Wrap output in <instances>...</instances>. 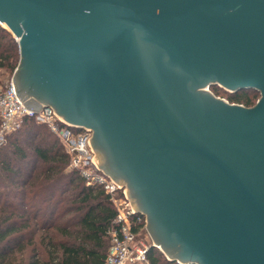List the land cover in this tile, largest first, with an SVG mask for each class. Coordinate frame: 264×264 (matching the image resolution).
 Masks as SVG:
<instances>
[{
	"label": "water",
	"instance_id": "95a60500",
	"mask_svg": "<svg viewBox=\"0 0 264 264\" xmlns=\"http://www.w3.org/2000/svg\"><path fill=\"white\" fill-rule=\"evenodd\" d=\"M18 98L93 132L180 264H264V0H0ZM255 89L252 107L210 88Z\"/></svg>",
	"mask_w": 264,
	"mask_h": 264
},
{
	"label": "trees",
	"instance_id": "16d2710c",
	"mask_svg": "<svg viewBox=\"0 0 264 264\" xmlns=\"http://www.w3.org/2000/svg\"><path fill=\"white\" fill-rule=\"evenodd\" d=\"M19 61L17 40L0 25V75H13ZM5 86L0 79V91ZM260 97L255 89L227 96L246 107ZM6 139L0 147V264H105L117 214L109 196L69 168V155L46 125L26 117ZM132 221L140 232L144 215ZM148 259L180 264L152 246Z\"/></svg>",
	"mask_w": 264,
	"mask_h": 264
},
{
	"label": "built area",
	"instance_id": "2783aa9c",
	"mask_svg": "<svg viewBox=\"0 0 264 264\" xmlns=\"http://www.w3.org/2000/svg\"><path fill=\"white\" fill-rule=\"evenodd\" d=\"M26 117L46 125L56 135L69 155V168L78 171L88 186L100 187L116 208V226L111 230V245L105 264H150L148 251L151 245L140 241L133 229L132 217L141 212L131 205L126 186L115 182L98 166L90 142L91 130L69 124L51 106L43 105L38 111L25 107L16 94L12 78L0 91V147Z\"/></svg>",
	"mask_w": 264,
	"mask_h": 264
},
{
	"label": "rangeland",
	"instance_id": "374dc122",
	"mask_svg": "<svg viewBox=\"0 0 264 264\" xmlns=\"http://www.w3.org/2000/svg\"><path fill=\"white\" fill-rule=\"evenodd\" d=\"M13 75H14V73H13ZM13 75H5V76H1L0 75V79L1 80H3V86L6 84L7 85V83L13 78ZM219 91H215V90H213V88H210V91L215 95V96H217V97H220V98H222V99H224V100H226V101H228L229 102V100H228V98H227V96L229 95V94H231V92L230 91H228V90H226L225 88H222V87H219ZM229 103H231V102H229ZM257 103V102H256ZM235 104H237V103H235ZM241 105V104H240ZM244 106V105H243ZM91 132H92V130H91ZM144 215V214H143ZM144 218H145V223H144V227L142 228V230H140V232H138V239L140 240V241H142V242H144L145 244H147V245H153V243H154V241H153V238H152V236H151V234H150V232L148 231V229H147V216L146 215H144ZM160 250V249H159ZM161 251V250H160ZM162 252V251H161ZM163 253V252H162ZM163 255L168 259V257H167V255L166 254H164L163 253Z\"/></svg>",
	"mask_w": 264,
	"mask_h": 264
},
{
	"label": "bare ground",
	"instance_id": "6f19581e",
	"mask_svg": "<svg viewBox=\"0 0 264 264\" xmlns=\"http://www.w3.org/2000/svg\"><path fill=\"white\" fill-rule=\"evenodd\" d=\"M3 27H6V25L4 23L1 24Z\"/></svg>",
	"mask_w": 264,
	"mask_h": 264
},
{
	"label": "flooded vegetation",
	"instance_id": "af4514ba",
	"mask_svg": "<svg viewBox=\"0 0 264 264\" xmlns=\"http://www.w3.org/2000/svg\"><path fill=\"white\" fill-rule=\"evenodd\" d=\"M237 92H238V91H237ZM231 93H235V92H231ZM259 99H260V98H259ZM259 99H258V100H259ZM92 136H93V132H92ZM141 214H142V213H141Z\"/></svg>",
	"mask_w": 264,
	"mask_h": 264
}]
</instances>
